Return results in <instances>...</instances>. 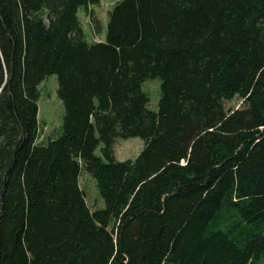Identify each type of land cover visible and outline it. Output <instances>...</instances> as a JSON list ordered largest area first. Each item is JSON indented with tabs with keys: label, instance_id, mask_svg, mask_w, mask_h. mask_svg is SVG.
Masks as SVG:
<instances>
[{
	"label": "trees",
	"instance_id": "obj_1",
	"mask_svg": "<svg viewBox=\"0 0 264 264\" xmlns=\"http://www.w3.org/2000/svg\"><path fill=\"white\" fill-rule=\"evenodd\" d=\"M100 1L0 0V264H264V0H121L89 43ZM50 75L65 114L39 143Z\"/></svg>",
	"mask_w": 264,
	"mask_h": 264
},
{
	"label": "rangeland",
	"instance_id": "obj_2",
	"mask_svg": "<svg viewBox=\"0 0 264 264\" xmlns=\"http://www.w3.org/2000/svg\"><path fill=\"white\" fill-rule=\"evenodd\" d=\"M121 0H101L99 5H92L88 10L80 8L78 16L84 30L85 39L89 43L104 42L107 37L109 17L112 10ZM40 91L39 101V122L40 138L39 143H46L51 138H56L61 133V127L65 114L64 104L58 96L57 75L48 76L38 87ZM142 89L150 97L148 108L157 112L161 98V80H146ZM242 100L238 97L226 106L229 111L239 109ZM145 142L138 137L129 139H116L114 150L119 161L134 160L144 149ZM96 154L101 156V147ZM80 187L83 190L87 203L92 211L105 207V203L100 196L95 179L86 171H82L80 177Z\"/></svg>",
	"mask_w": 264,
	"mask_h": 264
}]
</instances>
